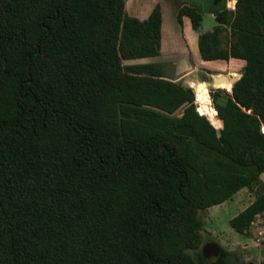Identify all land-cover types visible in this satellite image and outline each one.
Returning <instances> with one entry per match:
<instances>
[{"label":"trees","instance_id":"1","mask_svg":"<svg viewBox=\"0 0 264 264\" xmlns=\"http://www.w3.org/2000/svg\"><path fill=\"white\" fill-rule=\"evenodd\" d=\"M206 1L220 25L237 14V40L200 35L183 7L202 59L246 63L212 94L213 119L162 64L124 65L159 55L156 16L128 17L126 0H0V264H196L199 212L264 173V0ZM262 211L259 198L232 227Z\"/></svg>","mask_w":264,"mask_h":264},{"label":"rangeland","instance_id":"2","mask_svg":"<svg viewBox=\"0 0 264 264\" xmlns=\"http://www.w3.org/2000/svg\"><path fill=\"white\" fill-rule=\"evenodd\" d=\"M137 2L138 0L129 1L128 12L130 15H137ZM222 2L223 0H221V2L217 5L222 4ZM181 3H183L182 0L144 1L146 10H149L151 6L160 4L162 6L161 8H164L167 11V15H169L166 17L167 19L171 18L172 13ZM187 3V9L189 11H194L193 21L198 26V28H200V35L205 33L212 34L214 31H216V27H222L223 30H226V36L228 35L229 37L228 44L230 48L236 39V31L232 28V26L233 23L238 20L237 14H233L231 16L229 23L220 25L217 22L215 15L210 13L208 10L209 4L206 0H187ZM225 4L226 9L227 7L232 8L234 6V0H225ZM186 18L191 22L189 17ZM177 46L178 48H176L173 42L164 41L162 54L156 59V61H160L165 65V72L167 74H171L170 72L172 68L170 67V64L174 67V63H178L180 65L186 63L187 57H185L183 42H177ZM224 52L225 49L220 50V53ZM145 60L147 59L125 61L124 65L142 64ZM207 62H209L208 64L211 71L208 69L197 71L194 76H191V78L186 79L184 83H181H183V85L186 87H191L194 89L197 96L196 107L199 113L201 104L199 103L200 100L197 95L198 93L196 88L197 85L200 84L206 85L208 90V103L207 105L204 104L202 106L204 107V110L207 112L208 116L213 119V112L210 110L211 107L214 108L212 94L215 91H220L223 95H227L231 94L233 89V86L230 85L229 81L227 84L220 83L219 85H214L213 76L220 74L219 77H226L227 79L236 78L239 80L243 76L246 63L245 61L236 58H231L228 60L215 59ZM230 86L231 89H224V87ZM182 113L183 110L177 112V116H181ZM248 113H252V110L248 111ZM213 121L216 122L215 120ZM262 175L260 176V180L255 185H253L252 188H244L242 191L240 190L238 194L236 193L230 200L199 212L202 222V227L199 231V235L197 236L198 238L200 237V241L198 243L199 246L197 248H191L187 251L195 259L196 264H210L206 261L204 250L211 245H217L221 249V255L215 264L220 263L222 257L223 261L221 264H264V251L253 247V243L251 242L250 237L246 234V231H237L232 227L231 224L232 220L244 210H246L247 207H249L252 203L257 201L259 198L264 199V173ZM223 255H225V257Z\"/></svg>","mask_w":264,"mask_h":264},{"label":"crops","instance_id":"3","mask_svg":"<svg viewBox=\"0 0 264 264\" xmlns=\"http://www.w3.org/2000/svg\"><path fill=\"white\" fill-rule=\"evenodd\" d=\"M129 1L130 0H126V4H125L126 14L128 17L137 19L139 22L144 24L151 18V16H156L158 19V23H160V36H161L160 39L162 45V47L160 48V53L158 56L152 58H144L147 60H145L144 63L142 64L159 63L165 66L162 62L156 61V59L162 54L164 41L173 42L176 48H178L177 42L180 43V41H182L185 49V57H187L186 63L183 65L174 63V67L173 65L170 64V67L172 68L170 72L171 74H167V75L170 78L174 79V81L184 83L186 79H189L191 78V76H194L197 71L206 70V69L211 71L208 64L209 62L203 60L200 55L198 33L193 29L191 22L186 17L183 18L182 22H180L178 19V14L181 11V9L188 5L187 0H182L183 3L179 4L178 8L174 10L170 19L166 18L169 15H167V11L164 8H161L162 6L160 4L151 6L149 10H146V6L144 4L145 0H138L137 13H136L137 15H130L128 12ZM216 75L217 76H213V77L220 76V74L219 75L216 74Z\"/></svg>","mask_w":264,"mask_h":264},{"label":"built area","instance_id":"4","mask_svg":"<svg viewBox=\"0 0 264 264\" xmlns=\"http://www.w3.org/2000/svg\"><path fill=\"white\" fill-rule=\"evenodd\" d=\"M246 234L250 237L253 247L264 251V211L254 216Z\"/></svg>","mask_w":264,"mask_h":264},{"label":"water","instance_id":"5","mask_svg":"<svg viewBox=\"0 0 264 264\" xmlns=\"http://www.w3.org/2000/svg\"><path fill=\"white\" fill-rule=\"evenodd\" d=\"M220 2L221 0H216L215 4L217 5ZM225 81H229L231 85L233 86L238 81V79L236 78L227 79L226 77H214L213 78L214 85H219L220 83L225 82ZM204 253H205L204 255H205L206 261L208 263L210 264L216 263L221 255V249L217 245H211L204 250Z\"/></svg>","mask_w":264,"mask_h":264},{"label":"bare ground","instance_id":"6","mask_svg":"<svg viewBox=\"0 0 264 264\" xmlns=\"http://www.w3.org/2000/svg\"><path fill=\"white\" fill-rule=\"evenodd\" d=\"M228 81H225V82H222V84H227ZM229 88V87H228ZM197 95L199 97V103L201 105H207V100H208V96H207V93H208V90H207V87L205 84H200V85H197ZM210 110L213 112V108L211 107ZM264 131V130H263Z\"/></svg>","mask_w":264,"mask_h":264}]
</instances>
